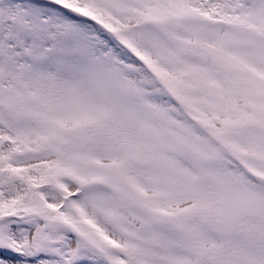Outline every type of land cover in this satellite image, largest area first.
Instances as JSON below:
<instances>
[{
  "label": "snow or ice",
  "instance_id": "1",
  "mask_svg": "<svg viewBox=\"0 0 264 264\" xmlns=\"http://www.w3.org/2000/svg\"><path fill=\"white\" fill-rule=\"evenodd\" d=\"M0 264H264V0H0Z\"/></svg>",
  "mask_w": 264,
  "mask_h": 264
}]
</instances>
